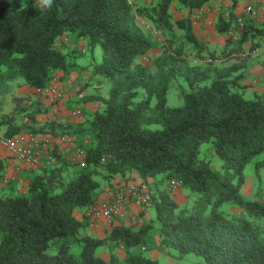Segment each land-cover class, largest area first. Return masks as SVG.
<instances>
[{"label":"trees","instance_id":"obj_1","mask_svg":"<svg viewBox=\"0 0 264 264\" xmlns=\"http://www.w3.org/2000/svg\"><path fill=\"white\" fill-rule=\"evenodd\" d=\"M173 1L0 0V85L19 79L41 92L57 71L86 70L88 79L75 92L92 83L96 90L102 82L109 85L107 97H68L95 101L93 110L81 105L76 121L38 122L47 107L33 95H12L14 108L0 114L2 138L65 134L83 150V164L53 151L54 162L23 170L16 175L23 191L15 179L3 180L7 162L0 157V264H158L144 254L154 248L177 257L191 253L205 264H264V201L240 192L245 166L264 151V90L246 98L240 85L248 54L264 47V18L234 14L237 0H230L213 23L226 37L216 51L197 38L188 16L171 21ZM175 1L189 13L208 0ZM137 18L160 30L162 40ZM154 48L158 55L150 56ZM85 52L88 60L81 64L77 59ZM173 82L182 104L171 107L167 90ZM138 90L145 96L138 98ZM202 142L210 143L219 169L199 155ZM263 164L264 158L255 167ZM131 173L145 185L149 197L142 206L153 208V218L113 225L104 237L83 233L84 212L101 182ZM171 180L186 189L182 205L170 195ZM224 201L235 209L219 210ZM77 209L81 220L73 215ZM100 246L108 251L106 260L95 252ZM118 246L121 257L114 253Z\"/></svg>","mask_w":264,"mask_h":264},{"label":"crops","instance_id":"obj_2","mask_svg":"<svg viewBox=\"0 0 264 264\" xmlns=\"http://www.w3.org/2000/svg\"><path fill=\"white\" fill-rule=\"evenodd\" d=\"M137 1V0H134ZM150 0H142L138 1V3H148ZM252 2L253 4V9H254V15L258 21L264 18V0H237L234 7H233V13L234 14H239V12H243V7L245 4ZM230 5V0H208L206 3H204L200 8L198 9H193L189 13L185 8H177L176 6V1L174 0L168 7V12L171 15V21L174 19H179L185 16H188L191 20V25L193 27V31L197 38L205 42V45L208 48L211 49H220L223 44H225V41L221 39V36L219 33L214 28V21L217 17V15L224 10L226 12L227 8ZM144 21V19H142ZM148 22V21H146ZM177 31H179L178 27H175ZM226 40V37H225ZM257 48L255 51L251 53V55L254 57V60L252 61H247L246 60V67L244 71V77L240 81V85L242 84V89L243 91H249L253 94H259L261 93L264 89V47ZM156 49V48H154ZM154 49L150 50L149 53H153ZM257 56V57H255ZM58 74V80L55 78L53 79L52 85L60 84L62 82H65L66 80V85H68L71 89V93L73 92L77 94V97H82L84 94V91H79L75 92L78 87L82 84L83 80L82 78H79L76 76L75 71H71L70 74L68 75H62L63 73L61 71H57ZM86 72V71H81ZM71 73H74L73 79H71ZM67 76H69L67 79ZM83 77V76H80ZM60 82V83H59ZM75 90V91H74ZM42 94V95H41ZM44 94V95H43ZM12 95L15 96H24V95H33V97L40 96L41 101H45V103H48V99H51V96L48 94V92L43 89V91L39 92L36 89L32 87H28L24 84L21 83L19 79L11 80V81H6L5 83H2L0 85V100L9 101V104H5L4 110H0V114L7 113L9 110L14 108V102L12 101ZM47 95V96H45ZM63 93L62 97L59 99H51L55 100L56 102L49 105L45 110V112L37 114L36 119L38 122H42L43 120L46 119H54L56 121H63L64 117L68 115V111L63 109L64 106L63 100ZM65 103H70L72 100H68ZM30 102V101H29ZM4 105V104H3ZM7 106V107H6ZM40 117H39V116ZM64 120L67 121H76V120H71V118H66ZM2 131V130H1ZM17 135L22 136L23 138L27 137V134L25 133H18ZM2 137V135H0ZM33 136H36L37 138L40 139H46L48 143H53L55 142V137L50 136L49 134H41V133H36ZM0 157L5 158V162H7V168H6V174L9 173H14L15 166L16 164H19L23 167H27L26 165L18 162L15 158L11 157L9 153L6 151V149L0 144ZM260 167H264V164ZM214 168H220V167H214ZM136 173H131L128 177H122L119 175H114L110 180L108 181H102L101 182V191L97 196V199L95 200L96 203H103L106 201V195L112 193V191H115L116 188L120 187L123 188L129 184H138L140 183V179L136 176ZM127 176V175H125ZM259 181V179H258ZM152 180L150 178L146 179L144 183H146L147 187L152 184ZM259 184H257L256 187V182L254 186L251 184L246 183V179L244 178V184L242 188H240L241 194L248 195H260L259 200L264 201V192H260L259 189ZM149 188V187H148ZM172 199L175 201L177 205H182L186 202V189L182 187H178L177 189L171 190L170 193ZM141 205H137L134 202H130L125 211V215L122 218H112L110 223H107L105 219H99L95 221L94 223H89V219L87 220V225H83L82 231L83 233H88L91 234L95 237H104L106 233L110 230L111 226L116 225V224H128V223H136L146 219H151L153 218L152 215L154 216V211L153 214H151V206H145L141 210ZM141 214L139 215V213ZM86 213V211L84 212ZM73 215L76 219L81 220L82 215H81V210L77 209L74 210ZM156 241H158L159 237L158 235L155 236ZM121 247L118 246L115 248L114 253L121 257L123 252ZM153 250V249H152ZM152 250H147L149 253V257L155 258L158 260V258L153 255L151 252ZM97 254L102 257L103 259L108 258V251L105 249V247H101L99 249V252Z\"/></svg>","mask_w":264,"mask_h":264},{"label":"rangeland","instance_id":"obj_3","mask_svg":"<svg viewBox=\"0 0 264 264\" xmlns=\"http://www.w3.org/2000/svg\"><path fill=\"white\" fill-rule=\"evenodd\" d=\"M10 1V0H9ZM131 2H133L134 4H141L140 2L138 3V1H142V0H137V1H134V0H130ZM142 3H145V2H142ZM246 5V4H245ZM244 5V6H245ZM244 8V7H243ZM137 21H138V24L140 26H142V28L145 30V31H150L152 33V35L156 38V39H159V40H162V32L160 30H156L153 28V26H151V24L149 22H146V20H142L141 18H137ZM221 39L223 41H225V35H222L221 36ZM64 40V43H67L69 46H72V44L68 43L69 40H67L66 38L63 39ZM83 43V41H80L78 43V45L81 47V44ZM261 48H259L258 51H260ZM215 50V49H214ZM218 51V49L216 50ZM158 52H159V49L156 48L154 49L153 53H151L150 56H156L158 55ZM95 54H96V57L99 58L100 56V49L98 47H96L95 49ZM88 52H85L80 58H78V62L81 63V64H84L86 63V61L88 60ZM257 57V56H255ZM247 61H252L254 60V57L251 55V54H248V58L246 59ZM142 62L144 63H148V59H143L141 60ZM231 61H235V59H230L229 62ZM214 63H216L217 61H213ZM87 71V70H86ZM58 72L55 73V76L54 78L56 80H58V76H57ZM70 74V73H69ZM76 76H78L79 74V78H82L83 79H88V73L87 72H80V73H75ZM71 79H73L74 77V73H71ZM80 76H83V77H80ZM69 76H67V79H70L68 78ZM97 76L93 77V81L94 79H96ZM60 83V82H59ZM66 83V80L65 82H62L60 84H56L54 85V87H59L61 89V92L63 93V98L61 100H63V106L65 110L68 111V115L64 117V119L66 118H71V120H79L81 117H76V116H72L70 114V111L71 110H78V111H81V105H82V108H85V109H89V110H93L95 109V104L93 100H89L85 103H82V102H78L77 101V98H74L69 104L68 103H65V99H68V97H74L73 96V92L72 94H69L71 93V89L68 85L65 86ZM108 83L107 82H102L99 86V88H97L96 90V87H95V84L92 83V84H89L85 90H84V94L87 95V94H90V93H98L100 95H102L103 97H107V89H108ZM75 91V90H74ZM139 92V96L138 98H142L143 96H145V93L142 92L141 90H138ZM178 90L176 88V82H173L172 84H170L168 90H167V105L168 106H179L182 104V98L181 96L178 94ZM83 94V95H84ZM42 95V94H41ZM44 95V94H43ZM243 95L244 97L246 98H252L254 97L255 94L249 92V91H243ZM47 96V95H45ZM38 97V96H36ZM41 102V105L42 107H49V105L55 103L56 101L55 100H51L50 98L48 99V103L46 104L45 101H40ZM155 103V100L154 98H152L151 100V106H153ZM4 104V105H3ZM5 104L8 105L9 104V101H5L4 100H0V110H4L5 108ZM7 107V106H6ZM10 112V110L8 111ZM39 116V115H38ZM40 117V116H39ZM63 119V120H64ZM147 127L149 128H156L157 127V124H149L147 125ZM0 135H1V130H0ZM2 137L0 136V139ZM199 155L205 159H208L210 161V164L211 166L214 168V167H220L221 165V162L219 160V158L215 155L212 154V149H211V145L209 142H202L199 146ZM10 155V154H9ZM11 156V155H10ZM13 157V156H11ZM65 159L67 160H70V161H73V162H77L80 164L78 158L75 156L74 153H68L66 155L63 156ZM14 158V157H13ZM264 158V151L256 154L248 163L247 165L245 166L244 168V178L246 179V183L247 184H251L252 186H254L255 182H256V187H257V184H259L260 182V185L258 186L259 187V191L260 192H264V167H259V168H256L255 167V162H258L260 161L261 159ZM25 169H28V167H23L19 164H16L15 166V170H14V173H16V175H20L21 173H23V170ZM11 174V173H9ZM21 177V176H20ZM23 178V177H21ZM259 179V181H258ZM19 191H23V187H24V183H23V180L19 182ZM243 197H248V198H255V199H258L260 195H252V196H248V195H245L244 194H241ZM219 210H221L222 212L224 213H228L232 210L235 209V206L233 204H231L229 201H224L222 202L219 207H218ZM151 214H153V208H151ZM153 217V215H152ZM264 224V221L262 222ZM99 249L100 247L96 248L95 252H99ZM71 250L73 252H77L78 251V247L77 246H72L71 247ZM153 255H155L157 258H158V264H205L203 259L200 257V256H196V255H193L191 253H186V254H183L179 257H177L176 253L173 251V250H159V249H153L152 252H151ZM145 255L149 256V253L147 251L144 252Z\"/></svg>","mask_w":264,"mask_h":264},{"label":"built area","instance_id":"obj_4","mask_svg":"<svg viewBox=\"0 0 264 264\" xmlns=\"http://www.w3.org/2000/svg\"><path fill=\"white\" fill-rule=\"evenodd\" d=\"M243 13L246 16L254 15L252 2H249L244 6ZM237 21L239 22V18H237ZM45 90L51 96V99H59L62 97V92L59 87L50 85L45 88ZM70 114L72 116L81 117L78 110H72ZM54 137L55 142L48 143L46 139H40L30 134H27V137L25 138L20 135H14L8 138H1L0 144L18 162L26 165L27 167H35L43 161H46L47 163L54 162V156L52 155L53 151L62 155L74 153L80 164H83L81 160L83 150L81 147L76 145L73 137L65 134L56 135ZM11 179H15L17 182L21 181V179L16 176V173L4 175V181ZM178 187L179 181H169V190L177 189ZM148 197V194L145 192L144 184H129L123 188L118 187L115 191L106 195L105 202H94L91 206H89L85 215L88 217L90 224L102 218L105 219L107 223H110L112 218L124 217L126 207L130 202H134L138 206H142L147 202Z\"/></svg>","mask_w":264,"mask_h":264},{"label":"clouds","instance_id":"obj_5","mask_svg":"<svg viewBox=\"0 0 264 264\" xmlns=\"http://www.w3.org/2000/svg\"><path fill=\"white\" fill-rule=\"evenodd\" d=\"M42 3L45 5H49L51 3V0H42Z\"/></svg>","mask_w":264,"mask_h":264}]
</instances>
